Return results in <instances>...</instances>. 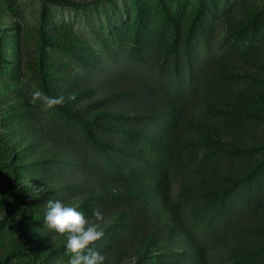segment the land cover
<instances>
[{
	"label": "rangeland",
	"instance_id": "374dc122",
	"mask_svg": "<svg viewBox=\"0 0 264 264\" xmlns=\"http://www.w3.org/2000/svg\"><path fill=\"white\" fill-rule=\"evenodd\" d=\"M48 199L104 264H264V0H0V264H68Z\"/></svg>",
	"mask_w": 264,
	"mask_h": 264
},
{
	"label": "clouds",
	"instance_id": "9594fccd",
	"mask_svg": "<svg viewBox=\"0 0 264 264\" xmlns=\"http://www.w3.org/2000/svg\"><path fill=\"white\" fill-rule=\"evenodd\" d=\"M40 96L39 92L34 93ZM48 103L59 102L44 98ZM99 219L101 213L94 212ZM43 223L49 229L65 236L64 248L68 254V264H104L105 255L92 247L93 242L104 234V227L90 223L85 214L76 205L59 199L45 202Z\"/></svg>",
	"mask_w": 264,
	"mask_h": 264
},
{
	"label": "trees",
	"instance_id": "16d2710c",
	"mask_svg": "<svg viewBox=\"0 0 264 264\" xmlns=\"http://www.w3.org/2000/svg\"><path fill=\"white\" fill-rule=\"evenodd\" d=\"M43 1L57 5V6H62V7H64V6H69V7L70 6H81L83 4H86V3H76V2L69 1V0H43ZM33 188L37 192L36 187L34 186ZM37 199L41 200V199H43V196H38ZM43 200H45V199H43Z\"/></svg>",
	"mask_w": 264,
	"mask_h": 264
},
{
	"label": "water",
	"instance_id": "95a60500",
	"mask_svg": "<svg viewBox=\"0 0 264 264\" xmlns=\"http://www.w3.org/2000/svg\"><path fill=\"white\" fill-rule=\"evenodd\" d=\"M69 1L76 2V3H87V2L98 1V0H69Z\"/></svg>",
	"mask_w": 264,
	"mask_h": 264
}]
</instances>
